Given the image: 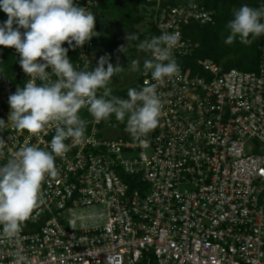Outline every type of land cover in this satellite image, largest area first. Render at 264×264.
I'll use <instances>...</instances> for the list:
<instances>
[{
  "label": "built area",
  "instance_id": "1",
  "mask_svg": "<svg viewBox=\"0 0 264 264\" xmlns=\"http://www.w3.org/2000/svg\"><path fill=\"white\" fill-rule=\"evenodd\" d=\"M76 1L92 13L98 7L97 0ZM213 20L203 4L181 3L159 7L155 28L159 36L180 34L172 53L179 65L197 46L183 27ZM3 48L19 63L14 48ZM91 48L92 39L79 53L77 70H93ZM260 52L257 71L225 70L200 59L202 74L180 68L179 79L158 85L166 103L147 145L131 138L127 117L96 122L82 108L86 139L65 140L71 147L55 159L58 176L45 179V203L21 232L32 264H264V45ZM145 81L156 83L149 72L136 89ZM16 89L0 74V119L6 123L8 97ZM54 135L55 128L32 135L8 122L0 130V166L26 144L51 151ZM69 209H95L104 217L73 228ZM13 253L0 242V264H12Z\"/></svg>",
  "mask_w": 264,
  "mask_h": 264
},
{
  "label": "clouds",
  "instance_id": "2",
  "mask_svg": "<svg viewBox=\"0 0 264 264\" xmlns=\"http://www.w3.org/2000/svg\"><path fill=\"white\" fill-rule=\"evenodd\" d=\"M0 10L8 16L0 25V46L19 53L20 67L29 77L23 87L17 86L16 92L8 97V122L18 131L32 135L55 128L51 151L26 144L0 166V242L14 249L12 264H32L24 252L21 232L26 221H35L39 215L36 210L45 203L42 192L45 179L58 176L55 159L62 158L71 147L65 140L79 143L86 139L88 121L81 118L80 110L87 108L96 122L108 120L113 114L120 122L127 117L126 131L134 141L147 145L146 138L158 127L166 103L163 94L157 91L158 85L166 79L180 78V67L172 54L180 34L163 32L138 44L139 50L151 53L152 59L144 61L143 73L147 75L150 71L156 83L145 81L139 90L129 88L128 98L121 99L113 96L108 86L123 71L119 62L114 66L106 55L99 58L93 70H86L87 65L85 70H77L68 57L69 49L83 47L92 37L100 35L95 31L96 17L92 12L74 0H0ZM233 17L226 25L230 34L225 43L239 38L241 43L250 45L264 34L261 22L264 5L259 8L242 5L234 10ZM204 18L208 19L207 15ZM20 29L25 31L21 33ZM125 39L137 40L138 36L127 33ZM65 42L67 48L62 46ZM118 51L126 53L127 44ZM132 70H140L137 60L132 61ZM52 76L57 79L52 80ZM37 80L41 83L37 84ZM7 123L0 119V130ZM4 145L5 141L0 139V156ZM69 213L72 216L69 225L73 228L77 221L81 228H86L89 221L98 222L104 217L103 212L95 209L88 212L69 209Z\"/></svg>",
  "mask_w": 264,
  "mask_h": 264
},
{
  "label": "trees",
  "instance_id": "3",
  "mask_svg": "<svg viewBox=\"0 0 264 264\" xmlns=\"http://www.w3.org/2000/svg\"><path fill=\"white\" fill-rule=\"evenodd\" d=\"M98 7L93 10L96 17L95 31L100 33L99 36L92 38L93 47L96 49L99 46H121L126 45L127 41L121 37H107L101 34L104 26L105 17L107 15L115 18L116 26L127 29L128 33H133V28L139 24L144 17L135 16L136 7H155L158 3L160 7L177 6L181 3L197 2L213 13V22L208 24H199L191 22L183 27V34L186 39L197 45L193 54L189 57L180 59L179 67L181 69L190 67L193 73L202 74L203 70L197 67L198 60H212L214 63L222 66L225 70L238 69L240 71L252 72L257 71L261 64L260 48L264 45V34L253 40L250 45L240 42L239 38L231 44L225 43L226 37L230 34L227 29V23L232 20L233 12L239 9L242 5H248L253 8H259L264 5V0H97ZM74 2L77 3L76 0ZM8 19L6 13L0 10V25ZM264 23V20L261 21ZM17 25H14V28ZM155 37L159 36L155 26L152 27ZM21 33L25 30L20 29ZM86 45V43H85ZM84 45V46H85ZM63 47H68L65 42ZM83 47L75 50L69 49L68 57L75 64L79 53ZM0 74L10 79L16 86L23 87L26 79V74L23 72L20 64L14 59L11 52L6 51L0 46ZM142 76L139 81L130 88H136L141 84ZM129 89V88H128ZM128 89L122 91H114L113 96L124 99L127 96ZM110 121L119 122L113 114Z\"/></svg>",
  "mask_w": 264,
  "mask_h": 264
},
{
  "label": "rangeland",
  "instance_id": "4",
  "mask_svg": "<svg viewBox=\"0 0 264 264\" xmlns=\"http://www.w3.org/2000/svg\"><path fill=\"white\" fill-rule=\"evenodd\" d=\"M116 1V0H113ZM160 7L159 3L155 7H144L138 6L135 9V16H143L144 19L136 24L133 28V33L138 36L137 40L127 41V52L123 53L118 51L120 46H99L96 49L91 48V62L93 69L97 65V62L100 57L108 56L109 62L114 66L119 62L122 66L123 71L118 75L114 76L109 82L110 87L114 91H122L130 88L136 84L139 79L144 76L143 73V64L146 59H151V53L141 51L138 49V44L146 39H151L154 36L152 27L155 26V16L158 8ZM251 7V6H250ZM235 10H237L235 8ZM116 19L107 15L105 17L104 26L102 27L101 34L107 37H121L125 39L126 34L128 33L127 29L119 28L116 26ZM126 41V39H125ZM137 60L139 62V71L132 70V61ZM150 72V71H149Z\"/></svg>",
  "mask_w": 264,
  "mask_h": 264
}]
</instances>
